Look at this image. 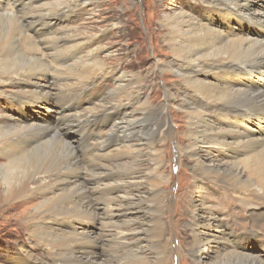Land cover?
<instances>
[{
	"label": "bare ground",
	"instance_id": "obj_1",
	"mask_svg": "<svg viewBox=\"0 0 264 264\" xmlns=\"http://www.w3.org/2000/svg\"><path fill=\"white\" fill-rule=\"evenodd\" d=\"M42 1L0 4V18L13 23L6 42L0 44V96L9 103L7 109L20 112L35 105L34 101H44L55 112L51 98L58 102V117L52 125L11 117L8 128L0 127V162H4L0 165V220L4 227L23 220L20 229L26 232V240L43 251L39 264H167L171 260L174 251L163 235L168 207L163 186L169 175L155 149L168 137L170 127L164 115L170 107L185 115V151L193 163L198 161L193 166L196 179H213L226 185L233 198L264 209V88L260 86L264 83V9L254 11L251 6L258 0L208 2L229 19L227 26L233 19L238 25H255V37L245 34L237 39L234 29L220 30L210 18L203 23L181 12L167 20L161 39L176 59L170 72L185 85L177 97L169 89L159 105L142 102L143 107H137L147 99L152 75L148 81L145 75L144 81H139L141 77L127 81V91L99 96L96 106L87 110L88 91L111 79L117 69L90 68L96 65L95 53L82 55L81 44H73L76 36H58L51 26L55 18L85 4L74 1L48 8ZM33 27L40 33L37 40L30 33ZM222 73L229 75L220 78ZM24 87L28 89L22 93ZM103 129L108 130L102 134ZM49 143L68 152L64 160L30 159ZM232 143L237 147L231 157L251 156L252 161L240 166L212 156L210 148L227 150ZM200 153L208 162L199 163ZM26 159L30 170L3 175ZM179 200L178 194L174 201ZM200 211L191 204L186 226L191 237L185 254L188 260L200 250L207 251L214 240L223 253L214 264H264L246 245V240L255 239L249 236L257 233L256 228L239 237L242 233L218 227V236L211 239L215 215ZM7 213H13L11 222L4 217ZM19 252L20 264L35 260L29 250ZM203 263L208 264L196 261Z\"/></svg>",
	"mask_w": 264,
	"mask_h": 264
},
{
	"label": "rangeland",
	"instance_id": "obj_2",
	"mask_svg": "<svg viewBox=\"0 0 264 264\" xmlns=\"http://www.w3.org/2000/svg\"><path fill=\"white\" fill-rule=\"evenodd\" d=\"M74 1L85 4V6L77 7L69 15L64 14L55 18L51 22L53 23L52 28L56 30L58 36L71 34L76 36V42L73 44H81L82 55L95 53L96 65L92 64L90 68L97 66L117 69V73L111 79L105 80V83L88 91L90 96L87 100L90 101V105H87L86 110L96 106V98L99 96L103 97L113 90L127 91L130 89L127 86L129 83L127 81L138 80L139 77H141L139 81H144L142 76L145 75H147L144 77L145 81H148V75H152V78L149 79L151 83L147 88V99L140 101L137 105L139 108L143 107L145 102H149L153 106L159 105L165 100L169 89H172L176 97L179 90L185 89L181 80L170 72L171 64L175 63L176 59L170 46L161 39L162 28L167 20L176 17L180 12L191 16L195 15L203 23L210 18L220 30L234 29L233 33L239 34L237 39L244 38L245 34L255 37L258 31L255 25L252 26L246 22L238 25L235 19L231 26H227L226 23L229 19L223 16L219 10L212 9L208 3L209 0H43L42 3L47 2L48 8H53L57 4H68ZM0 4H4V0H0ZM251 6L254 11L264 9V0L254 1ZM12 28L13 23L10 20L4 17L0 18V44L6 42L7 33L12 31ZM34 31L33 27L30 33L33 39L37 40L40 38V33ZM89 41H93L90 46L87 44ZM15 62L23 63V60L15 58ZM47 64L49 65L50 62ZM163 67L165 68L163 69ZM228 75L222 73L219 76L221 78L228 77ZM48 76L54 79L51 72ZM239 81L242 82V79L240 78ZM260 86L264 88V83ZM27 89L28 87H24L22 93ZM2 97H4L3 94L0 96V127L8 128L11 117L27 122L35 120L42 123V126L52 125L58 117L56 113L58 102L54 100V97L51 98V101L52 105H55V112L49 108L50 103L44 101H34L35 105L25 107L20 112L13 111L10 108L7 109L10 105ZM164 117L170 127L167 131L168 137L165 141L156 144L155 149L157 148L156 151L165 164V167L163 166L165 173L169 175L168 183H164L163 186L164 198L168 205L163 218V235L166 240H169L171 250L174 252L167 264H196L199 259L208 264H214L217 258L223 255L221 244L211 240L207 251L200 250L192 260L185 257L191 242L186 226L191 218V204L194 203L201 210L202 215H206L207 210L208 212L212 211L215 215V220L211 222L214 227L209 234L211 239L218 236L219 228L234 232L236 235L242 233L239 237H246V233L256 228L257 233L249 236V238L254 236L255 239L246 240V245L249 253L264 262V221L261 218L264 209L256 206L255 203L233 198L231 193L225 191L224 186L226 185L213 179L197 180V167L193 166H196L198 161L193 163L185 151L187 146L185 115L177 108L170 107L166 110ZM212 119L211 117L210 120ZM250 126H256V122L251 123ZM107 130L103 129L102 134ZM92 133L89 130V134L92 135ZM70 138L71 136L67 137V139ZM236 147L237 143H232L227 150L210 148V152L213 157L219 156L222 162L225 161L229 164L236 162L237 165L242 166L245 165L244 163L252 161L251 156L245 159L231 157L233 149ZM200 151L203 149L200 148ZM65 155H68V152L64 148L49 143L30 159L34 158L33 160L39 163L60 162L65 159ZM204 155V153H200L199 163L208 162ZM3 164L4 162L1 161L0 165ZM30 164L29 159H26L11 170H4L3 175H10L16 171L25 173L30 170ZM178 194L180 195L179 202L174 201ZM251 204H254L256 208L252 209ZM262 211L263 213H261ZM12 214L7 213L4 217L9 218L11 222ZM22 221V219L17 221V226L6 225L4 227L0 220V264H20L18 258L21 250H29L30 255L35 258L32 262L28 260L22 264H39L40 259H44L42 249L37 245H30L26 240V232L20 229ZM201 231L206 232V228H201ZM101 250L99 249L97 252Z\"/></svg>",
	"mask_w": 264,
	"mask_h": 264
}]
</instances>
